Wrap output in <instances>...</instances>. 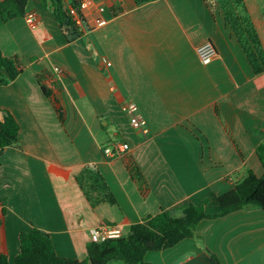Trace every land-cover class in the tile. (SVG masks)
<instances>
[{"label":"crops","instance_id":"0c3cea01","mask_svg":"<svg viewBox=\"0 0 264 264\" xmlns=\"http://www.w3.org/2000/svg\"><path fill=\"white\" fill-rule=\"evenodd\" d=\"M244 2L264 54V0ZM82 12L86 25L72 43L40 0L26 13L36 26L26 16L0 18V52L26 67L0 84V110L19 125L18 143L0 153V249L10 264L20 253L19 235L33 227L50 234L60 257L84 260L91 232L102 224L125 234L162 210L205 200L206 211L218 213V196L250 172L264 174L257 155L264 71H254L220 9L214 17L204 0H93ZM99 16L104 26L95 25ZM207 42L217 55L206 65L197 49ZM126 100L138 106L147 133L133 128L122 110ZM119 142L128 152L107 159L104 147ZM87 166L115 203H95L102 194L89 191L90 177L81 174ZM197 231L199 240L149 251L145 260L217 264L208 250L221 264H264L262 209L202 220Z\"/></svg>","mask_w":264,"mask_h":264},{"label":"trees","instance_id":"16d2710c","mask_svg":"<svg viewBox=\"0 0 264 264\" xmlns=\"http://www.w3.org/2000/svg\"><path fill=\"white\" fill-rule=\"evenodd\" d=\"M40 1L44 8L53 13L69 43L82 36L71 12L73 8L77 10L82 19L84 18L78 1ZM66 1L70 2L69 7L66 5ZM134 1L141 5L155 0ZM30 2L31 0L0 1V18L4 22H9L18 17H24ZM204 2L214 17L217 9L223 12L227 24L242 45L254 71L257 74L263 72L264 54L244 0H204ZM111 11L114 15L117 14L114 6H111ZM25 69V65L18 56L5 57L0 52L1 85H7L14 81ZM42 90L47 97L52 96V92L46 87L42 86ZM0 113H3V120H0V153H2L5 148L18 143L19 125L8 111L0 110ZM58 113L61 116L59 109ZM257 155L264 168V141L257 147ZM128 167L132 176L140 179V173L131 163L128 164ZM81 174L90 177V192L102 194L95 203L106 199L115 203L112 195L107 193V186L95 168L87 166ZM217 202L220 206L218 213L211 214L206 211L208 200L199 205L188 202L175 210H162L157 215L144 218L140 223L132 225L129 232L123 233L119 238L107 239L102 242L92 240L87 246V256L84 260L60 257L55 250L50 234L33 227L19 235L20 253L14 264H110L113 262L150 264L145 260L149 251L167 250L186 239L199 240L201 236L197 229L202 220L220 218L242 209L264 210V174L262 177H258L254 172H250L232 190L218 196ZM4 214L3 210L2 215ZM207 252L211 254L217 264H221L217 256L208 250ZM0 264H10L8 256L1 249Z\"/></svg>","mask_w":264,"mask_h":264},{"label":"built area","instance_id":"2783aa9c","mask_svg":"<svg viewBox=\"0 0 264 264\" xmlns=\"http://www.w3.org/2000/svg\"><path fill=\"white\" fill-rule=\"evenodd\" d=\"M79 4H80L81 14L83 15L82 11L84 9L89 8L93 4V0H80ZM104 10L105 7L100 6L98 7L97 12L102 13ZM71 12L78 28L80 29L81 32H83V28L86 25L85 17L82 19L79 16L77 10L73 8L71 9ZM25 16L29 24H31L32 26H36L37 20L34 14L28 13ZM106 23H107L106 20L102 16H99L95 19L96 26H104ZM197 54L201 62L207 65L213 61L214 57L217 55V51L211 42H207L197 49ZM56 71L60 72V69L56 68ZM122 110L129 118L133 128L137 130H142L144 133H147L148 130L146 129V123L139 116L138 106L134 102L130 100L124 101L122 103ZM129 149L130 146L128 143L125 142H119L116 144L114 143L105 147L104 155L108 159H114L117 157H122L124 154L128 152ZM122 234L123 231L119 227L114 225L102 224L99 227L92 230L91 237L92 240L94 241L102 242L107 239L119 238L122 236Z\"/></svg>","mask_w":264,"mask_h":264},{"label":"rangeland","instance_id":"374dc122","mask_svg":"<svg viewBox=\"0 0 264 264\" xmlns=\"http://www.w3.org/2000/svg\"><path fill=\"white\" fill-rule=\"evenodd\" d=\"M110 264H122V263H119V262H113V263H110Z\"/></svg>","mask_w":264,"mask_h":264}]
</instances>
